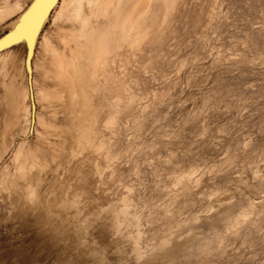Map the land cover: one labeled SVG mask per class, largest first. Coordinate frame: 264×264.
<instances>
[{
    "label": "rangeland",
    "instance_id": "rangeland-1",
    "mask_svg": "<svg viewBox=\"0 0 264 264\" xmlns=\"http://www.w3.org/2000/svg\"><path fill=\"white\" fill-rule=\"evenodd\" d=\"M56 9L0 47V264H264V0H156L97 64Z\"/></svg>",
    "mask_w": 264,
    "mask_h": 264
},
{
    "label": "bare ground",
    "instance_id": "bare-ground-1",
    "mask_svg": "<svg viewBox=\"0 0 264 264\" xmlns=\"http://www.w3.org/2000/svg\"><path fill=\"white\" fill-rule=\"evenodd\" d=\"M32 1L33 0L29 2L28 6ZM47 1L48 0H36L35 4L23 16L19 17L16 22L14 21L12 23V29L9 35L17 27H19L21 24L26 23L28 19H30L35 15V13L41 10ZM129 1L130 0H68L67 3H64V0H59L55 6V8L59 9H56L55 12L56 16L58 15L60 19L64 18L73 22L75 26L74 28L77 29L75 43H77V46L80 49L79 56H81V54L85 55L89 64H97L99 59L107 56L109 53H112V51L117 48L115 43L118 44V41H120L124 33L127 32L126 30L134 25L136 21L137 23L134 25V27L136 28L140 24L142 25L146 22L147 15L152 8L153 2L156 0H144L145 3L143 9L140 11L137 10V12H135L134 9L129 8ZM27 7H25V9L20 14L25 12ZM13 8L11 9L10 6L2 8L0 10V19H4L14 10H19L21 7L20 5L16 4ZM87 12L89 13L87 14ZM107 20L110 21V24L108 26H106L105 24ZM117 24L121 25V29L119 31L115 30V26ZM37 41L38 40L33 39L32 43H30L27 39H24L20 41V43H23V45H28V42L33 48L36 45ZM17 43L19 42H11L8 44V46H14L17 45ZM1 55L2 53L0 54V57ZM10 87V94L16 95L18 93L14 92L16 84L13 82L12 84H10ZM29 93L30 92H28L27 87H25L24 92H22V96L26 99H29ZM17 104L18 105H12L13 111H16L19 108V100ZM29 119L30 118L28 110V125Z\"/></svg>",
    "mask_w": 264,
    "mask_h": 264
},
{
    "label": "snow or ice",
    "instance_id": "snow-or-ice-1",
    "mask_svg": "<svg viewBox=\"0 0 264 264\" xmlns=\"http://www.w3.org/2000/svg\"><path fill=\"white\" fill-rule=\"evenodd\" d=\"M51 3V0H48ZM46 9H41L34 16L27 20L26 23L21 24L13 33H11L8 38L0 42V47L4 44L11 42H20L27 39L29 42L32 41L33 36L36 34V29L40 25V21L44 18V12Z\"/></svg>",
    "mask_w": 264,
    "mask_h": 264
},
{
    "label": "water",
    "instance_id": "water-1",
    "mask_svg": "<svg viewBox=\"0 0 264 264\" xmlns=\"http://www.w3.org/2000/svg\"><path fill=\"white\" fill-rule=\"evenodd\" d=\"M59 0H51V3H49L48 1L44 4V6L42 7V9H46V11L44 12V18H43V20H41L40 21V25H39V27L36 29V34L33 36V38H32V41H33V39H36L37 40V36H39V34L41 33V30H42V28H43V26L45 25V23L48 21V18H49V16L51 15V13H52V11H53V9H54V7L56 6V4H57V2H58ZM35 2H36V0H33L31 3H30V5L27 7V9L25 10V12H23L22 14H19V16L14 20V21H16L19 17H21V16H23L34 4H35ZM13 21V22H14ZM12 22V23H13ZM9 33H10V30H8L5 34H3L1 37H0V42H2V40L4 41V40H6L8 37V35H9ZM32 41L30 42V43H32ZM20 43V42H19ZM9 44V43H8ZM8 44H4V45H8ZM7 48V47H6ZM3 49H5V48H3ZM32 51V50H31ZM28 52H29V50H28Z\"/></svg>",
    "mask_w": 264,
    "mask_h": 264
},
{
    "label": "crops",
    "instance_id": "crops-1",
    "mask_svg": "<svg viewBox=\"0 0 264 264\" xmlns=\"http://www.w3.org/2000/svg\"><path fill=\"white\" fill-rule=\"evenodd\" d=\"M11 90V87L9 86L8 87V91H10ZM9 98H10V102H9V106L11 107V109H12V105H18L17 103H18V95L16 94V95H12V94H10V92H9Z\"/></svg>",
    "mask_w": 264,
    "mask_h": 264
}]
</instances>
